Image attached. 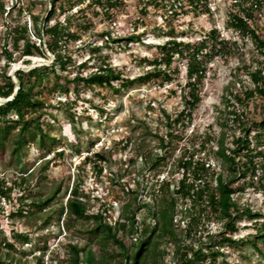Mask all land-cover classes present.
<instances>
[{"label": "rangeland", "instance_id": "rangeland-1", "mask_svg": "<svg viewBox=\"0 0 264 264\" xmlns=\"http://www.w3.org/2000/svg\"><path fill=\"white\" fill-rule=\"evenodd\" d=\"M146 1L123 0L118 9L110 11L113 14L111 18H107L101 8H85L86 3L76 7L87 9L85 12L76 13V8L72 9L76 13L71 21L72 29L77 31L80 24L88 28L80 32V40L67 45L65 49L72 56V62L64 71L58 67V73L72 78L81 70L87 75L96 69L100 56H107L122 76L133 82L122 87V80L115 81L119 92L108 85L87 87L83 84L78 94L74 92V84L69 83L71 92L66 96L51 92L55 81V75L51 74V79L36 89L45 104L30 116L40 115L44 131L57 140L46 139L52 152L43 149L38 140L33 141L25 146L18 160L12 153L17 138V130H14L6 147L0 151V180L11 185L16 179L20 181L22 175L26 176L25 183L16 184L10 199L0 196V239L6 238L15 245L10 249L1 241L0 257L3 260L15 264H58L68 258L69 243L91 245L98 258L102 255L98 236L88 232L94 225L93 220H75L70 227L65 223L66 213L59 219L60 207L66 204L71 190L78 183L88 211L96 213L108 209L107 220L110 223L126 221L122 211L128 203L136 209L137 232L131 233L128 227L117 231V236L132 248L141 237L142 227L155 222L149 211L157 210L162 201L158 190L162 180L173 182L170 188V194H173V186L181 176L178 158L185 148L199 149V145L207 140L216 149L223 133L228 146L233 145L232 139L238 133L228 120L232 118L229 111L236 106L233 93L241 88H253L248 68L262 66L259 62H264V56L250 36L229 25V12L235 9L232 0H208L211 11L201 14L188 11L184 6L179 9L175 5L171 7L173 0H161L160 5L148 6ZM144 6L146 12L143 11ZM50 8L51 0H0V71L7 64L2 53L3 45L12 48V39L6 30L17 23L27 24L32 37L36 38L34 16L42 26ZM94 9L100 11V15H95ZM173 9L178 13L176 17ZM254 15L253 25L264 36V12L255 11ZM58 18L63 21L65 14L60 15L58 10L50 25ZM214 28L228 42V47L223 54L207 61L201 87L202 100L194 110L192 120L185 124L186 127L182 124L170 126L169 123L184 108L182 89L188 82L187 59L174 60L172 69L178 72L170 83L161 84V78L138 82L136 78L153 68L150 61L159 54L158 46L168 39L175 37L195 43ZM107 32L110 40L118 37L133 39L129 43L110 41L107 46ZM44 48L46 56L20 57L15 52L16 62L8 68V75L16 81L18 69L29 70L51 64L54 54L46 44ZM85 62L87 66L80 68ZM75 99V106L67 104ZM263 109L264 102L258 97L251 101L245 115L256 121L262 116ZM60 150L64 155L57 154ZM95 152L102 153L107 159L98 164L101 171L86 158L94 159ZM197 156L205 157V154L199 152ZM153 162L159 165L153 168ZM210 162L217 170L225 172V166L218 157L213 156ZM59 187V193L47 208L40 210L32 205L34 200L49 197ZM234 198L264 213V190L249 188ZM183 207L180 199L177 219L183 217ZM18 210L26 216L13 214ZM48 214H53L49 221ZM252 223L248 219L239 221L240 231L235 237L252 236L256 231ZM220 226L217 222L209 229L219 232ZM16 232L27 233L31 242L17 241ZM106 249L114 255L113 263L119 264L121 248L111 240ZM174 250V242L161 239L160 251L164 255L158 256L160 264H172L175 261ZM225 251L230 264H264V256L254 253V248L248 244L240 248L226 247ZM152 260L153 256L149 255L142 262L152 264Z\"/></svg>", "mask_w": 264, "mask_h": 264}, {"label": "trees", "instance_id": "trees-1", "mask_svg": "<svg viewBox=\"0 0 264 264\" xmlns=\"http://www.w3.org/2000/svg\"><path fill=\"white\" fill-rule=\"evenodd\" d=\"M160 1L148 0L145 4L146 6L160 5ZM189 2L192 7L187 9L188 11L199 14L203 11L210 12L208 0H189ZM84 3H86L85 8H101L102 13L107 18H111L113 14L110 11L118 9L123 4V0H51V8L42 26L38 25V17L34 16L37 28L34 35L36 38L32 37L27 24L17 23L6 30V33L11 36L12 48L10 49L6 44L3 45L2 53L7 64L0 71V97H10L16 89V81L19 87L11 100L0 104V151L6 147L12 132L17 130L12 153L17 155L18 160L25 146L33 141L38 140L43 149L52 152L46 139H51L53 142L57 140L56 137H52L44 131L39 121L40 115L30 116V113L41 110L44 106L45 101L36 92V89L43 87L45 82L51 79V74L55 75L51 92L66 96L71 92L69 83L74 84V92L78 94L79 88L83 84L87 87L108 85L119 92L120 89L114 85L115 81L122 80V87L133 82V80L130 81L123 77L107 56H100L96 69L87 75H84L81 70H78L72 78L58 73V67L64 71L72 62V56L66 52L65 48L69 42L80 40V32L88 28L83 24L79 25L77 31L71 27V21L75 18L76 13L87 10L76 8ZM173 5H175L174 2L171 7ZM232 5L235 9L229 12V25L250 36L259 52L264 56V36L260 35L253 25L255 11L262 10L264 12V0H232ZM73 8H76V13L72 12ZM145 8L144 6V12H146ZM58 10L60 15L65 14L64 20L58 18L55 23L50 25L51 18ZM99 12L94 9L95 15H100ZM172 12L176 17L178 13L174 9ZM105 35L107 46L111 43L110 41L120 43L124 40L129 43L133 39V37H118L110 40L109 32ZM44 36L47 38L44 39ZM44 44L54 54L51 64L35 66L29 70L18 69L15 75L16 81L11 75H8V68L16 62L15 52L20 57L46 56ZM227 44L228 42L220 36L218 29L214 28L199 42L191 43L172 37L163 45L158 46L159 54L150 61L153 68L137 77L136 80L144 82L153 78H161V84L170 83L178 72L176 69H172L174 60L177 58L187 59L188 82L182 89L184 108L169 123L170 126L182 124L186 127L185 124L192 120L193 112L202 100L201 87L207 71V61L215 55L223 54L228 47ZM25 62L30 63V60L25 59ZM259 63L262 66H256L254 69L248 68L253 88H241L233 93L236 106L229 111L232 118L228 119L233 123L232 126L238 130L232 139L233 145L228 146L225 133H223L224 135L217 142L216 149L212 145L210 146L207 140L199 145V149L185 148L178 158L177 165L181 176L173 186V194H170L173 182L162 180L158 188L162 194V201L157 210L149 211L155 222L142 227L141 237L137 242H134L132 248L126 246L124 241L117 236V231L120 228L128 227L131 233L137 232L136 209L131 208V204L128 203L122 211L126 221L110 223L107 220L108 209L105 208L96 213L88 211L81 186L79 183L76 184L71 190L66 204L60 207L59 219L66 213L65 223L70 227L73 226L75 220H93L94 225L88 232L98 236L102 255L98 258L91 245L79 246L69 243L68 258L58 264H114V255L106 249L111 240L121 248L119 264H144L142 259L149 255L153 256L152 264H160L158 256L161 253L164 255V252L160 251L161 239L164 238L175 244L173 252L175 261L172 264H230L226 259V247L240 248L246 244L254 248V253L264 256V220H261L264 218V213L248 204H241L234 198V195L245 192L249 188L264 190V109L262 116L256 121H252L245 115L246 108L250 107L252 100L260 97L264 102V62ZM86 66L85 62L81 64L80 68ZM60 79H64V81L61 82ZM76 101L77 99L67 104L75 106ZM57 152L58 155H64L63 150ZM199 152H203L205 157L197 156ZM213 156L221 160L225 166V172L217 170L211 164L210 160ZM94 157V159L86 158L101 171L102 167L98 164L107 159L105 155L98 152L94 153ZM157 165H159L158 162L152 163L153 168H156ZM18 182L19 184L25 183L26 176L22 175L20 181L16 179L11 185H7L3 179L0 180V196L10 199ZM59 191L60 187L49 197L34 200L32 205L40 210L47 208ZM180 199L184 204L181 210L184 215L177 219V205ZM20 210L13 214L26 216ZM31 213L34 214V212ZM52 216L53 214H48L47 221L51 220ZM244 219L252 220L256 231L252 233V236L246 238L235 237V234L240 231L238 222ZM217 222L221 224L219 232L209 229L212 224ZM15 238L19 242H31L27 233L16 232ZM1 241L7 248H15L13 242L2 238L0 239V253L2 250ZM0 264L15 263L5 261L0 257Z\"/></svg>", "mask_w": 264, "mask_h": 264}, {"label": "built area", "instance_id": "built-area-1", "mask_svg": "<svg viewBox=\"0 0 264 264\" xmlns=\"http://www.w3.org/2000/svg\"><path fill=\"white\" fill-rule=\"evenodd\" d=\"M173 2L175 3V6L179 9V8H183V6L187 9L192 7V4L189 2V0H173ZM209 7V5H208ZM210 8V7H209ZM211 11V9H210Z\"/></svg>", "mask_w": 264, "mask_h": 264}, {"label": "water", "instance_id": "water-1", "mask_svg": "<svg viewBox=\"0 0 264 264\" xmlns=\"http://www.w3.org/2000/svg\"><path fill=\"white\" fill-rule=\"evenodd\" d=\"M16 84H17L16 89H15L14 93H13L10 97H7V98H5V97H0V99H1L0 104L6 102V101H8V100H11V99L14 97V95L16 94V91H17V89H18V87H19V84H18L17 81H16Z\"/></svg>", "mask_w": 264, "mask_h": 264}, {"label": "bare ground", "instance_id": "bare-ground-1", "mask_svg": "<svg viewBox=\"0 0 264 264\" xmlns=\"http://www.w3.org/2000/svg\"><path fill=\"white\" fill-rule=\"evenodd\" d=\"M35 59H37V60H39V61H42L41 59H38V57H35ZM0 101H1V99H0Z\"/></svg>", "mask_w": 264, "mask_h": 264}]
</instances>
